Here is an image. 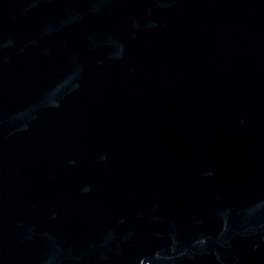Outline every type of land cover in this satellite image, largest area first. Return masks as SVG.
I'll list each match as a JSON object with an SVG mask.
<instances>
[{
	"label": "water",
	"instance_id": "95a60500",
	"mask_svg": "<svg viewBox=\"0 0 264 264\" xmlns=\"http://www.w3.org/2000/svg\"><path fill=\"white\" fill-rule=\"evenodd\" d=\"M0 264H264V0H0Z\"/></svg>",
	"mask_w": 264,
	"mask_h": 264
}]
</instances>
